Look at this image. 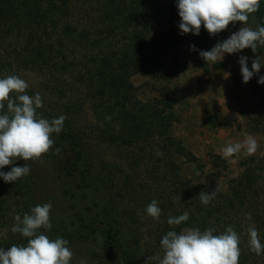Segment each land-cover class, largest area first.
I'll list each match as a JSON object with an SVG mask.
<instances>
[{"label":"trees","instance_id":"obj_1","mask_svg":"<svg viewBox=\"0 0 264 264\" xmlns=\"http://www.w3.org/2000/svg\"><path fill=\"white\" fill-rule=\"evenodd\" d=\"M178 0H0V78L15 75L28 84L25 94L39 93L37 112L52 120L66 117L62 131L52 134L54 145L41 160L20 159L0 171L30 165V174L14 183L0 177V248L24 245L28 238L13 233L14 217L41 205L43 181L58 189L54 196L63 207L50 211L51 229H40L50 239L63 238L73 256L70 264H146L148 257L164 256L160 241L170 230L232 227L240 236L238 264H264V254L250 250L248 227L254 225L264 244V157L241 162L242 172L228 182L226 192L215 190L208 205L202 191L211 193L182 173V159L198 162L173 134L180 121L176 108L182 92L167 90L169 98L143 101L132 78L170 82L188 63L176 52L191 38L195 61L203 77L231 67L235 86H247L264 111V66L243 82L240 57H261L246 48L214 64L202 59L243 26L264 25V0L246 25L230 24L215 36L201 26L199 35L181 34ZM6 111V108H5ZM3 114V113H0ZM218 114L209 118L216 125ZM250 133L264 135V117L252 120L244 113ZM110 117V119H106ZM215 168L227 161L214 156ZM43 190V191H42ZM48 198V199H47ZM156 200L158 220L146 213ZM43 204L52 203L45 202ZM187 212L189 219L172 226L168 219ZM251 214V220L247 219ZM144 229L150 239L144 240ZM146 236V235H145ZM84 261L81 262L78 259ZM150 260V262L154 261Z\"/></svg>","mask_w":264,"mask_h":264},{"label":"clouds","instance_id":"obj_2","mask_svg":"<svg viewBox=\"0 0 264 264\" xmlns=\"http://www.w3.org/2000/svg\"><path fill=\"white\" fill-rule=\"evenodd\" d=\"M177 7L181 17V34L199 35L203 25L211 36H215L230 24L242 22L246 25L249 16L259 10L260 0H178ZM261 47H264V25H258L256 30L243 26L227 40L209 51H200L199 55L208 63H215L223 60L225 53L234 54L246 48L256 53ZM192 50L198 51L194 45ZM247 60L245 56L239 60L244 83H248L254 74H259L264 66L259 56L252 61L250 71ZM258 83L264 84V76L259 77ZM28 87L25 80L15 75L0 78V113H3L0 114V169L20 159L25 162L41 160L54 145L52 134H59L63 129L66 117L61 115L48 120L39 115L37 110L43 107L42 97L39 93L35 96L25 94ZM242 149L245 155H254L258 149L256 138L249 134L242 142H229L222 149V154L227 159ZM28 174V163L22 167H12L8 172L0 171V177L6 183H14ZM215 195V191H202L199 199L202 204L208 205ZM51 208V203H45L33 207L31 213H25L23 218L20 215L14 217L16 223L11 231L28 238V243L26 246L14 244L7 250L0 248V264H70L73 253L67 247L68 241L63 238L50 239L39 231L51 229ZM145 211L156 220L161 214L156 200ZM188 219L189 214L185 212L169 218L167 222L178 226ZM247 219L251 220V214H247ZM247 231L250 250L256 255L264 254V244L256 227L249 226ZM214 232L213 228L204 231L199 228L184 229L179 233L170 230L160 241L163 258L148 257L146 264L153 259H159V264H238L240 236L232 227L219 235H214Z\"/></svg>","mask_w":264,"mask_h":264},{"label":"rangeland","instance_id":"obj_3","mask_svg":"<svg viewBox=\"0 0 264 264\" xmlns=\"http://www.w3.org/2000/svg\"><path fill=\"white\" fill-rule=\"evenodd\" d=\"M164 1L169 3L170 0ZM193 45L195 46L194 42L188 37L177 50V58L181 62L188 63L189 66L185 71L178 72L170 82L153 80L144 72L134 76L132 81L138 88L139 98L143 101L169 98L166 93L168 89L184 93L185 100L176 108L180 121L174 125L173 134L199 158V161L189 162L182 159L180 161L182 173L193 183L206 186L209 191L226 192L229 180L236 178L242 172L241 162L251 157H264V135L250 133L247 119L243 116L245 113L252 120L262 119L264 111L259 109L256 98L252 96L247 86L234 85L231 79V67L214 71L203 77L200 65L194 60L196 51L192 50ZM227 59L228 54L225 53L223 60L218 61H227ZM215 114L219 116L216 125H212L209 118ZM249 134L258 142V149L254 155L247 156L242 149L230 158L223 157L222 149L229 142L233 144L242 142ZM214 156L225 159L227 168H215ZM43 182L44 197L49 196L50 199L41 198L40 204L43 205L42 200L52 202L51 204L55 202L58 205L53 209L59 211L58 209L64 205L63 202H57L54 197L58 195V189L48 180ZM144 238V240L150 239L149 232L145 229ZM149 242L155 243L152 238ZM157 257L162 259L163 255ZM78 260L84 263L82 259ZM149 264H159V259Z\"/></svg>","mask_w":264,"mask_h":264}]
</instances>
